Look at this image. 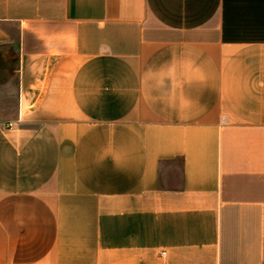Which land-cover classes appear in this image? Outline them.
I'll return each mask as SVG.
<instances>
[{"label": "crops", "instance_id": "1", "mask_svg": "<svg viewBox=\"0 0 264 264\" xmlns=\"http://www.w3.org/2000/svg\"><path fill=\"white\" fill-rule=\"evenodd\" d=\"M0 264H264V0H0Z\"/></svg>", "mask_w": 264, "mask_h": 264}, {"label": "rangeland", "instance_id": "2", "mask_svg": "<svg viewBox=\"0 0 264 264\" xmlns=\"http://www.w3.org/2000/svg\"><path fill=\"white\" fill-rule=\"evenodd\" d=\"M0 76V81H1ZM18 111L16 88L0 87V122L5 125L15 120Z\"/></svg>", "mask_w": 264, "mask_h": 264}]
</instances>
